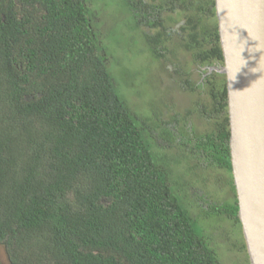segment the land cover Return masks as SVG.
<instances>
[{
  "label": "trees",
  "instance_id": "obj_1",
  "mask_svg": "<svg viewBox=\"0 0 264 264\" xmlns=\"http://www.w3.org/2000/svg\"><path fill=\"white\" fill-rule=\"evenodd\" d=\"M120 1L138 33L150 28L139 34L152 59L182 49L203 69L193 82L184 72L185 83L204 96L199 115L212 129L195 134L188 120L171 127L132 112L117 92L87 0H0V245L7 264H222L202 223L224 218L241 233L225 79L208 73L223 64L214 0ZM184 162L191 174L222 172L231 200H206L201 219L191 215L186 184L172 177Z\"/></svg>",
  "mask_w": 264,
  "mask_h": 264
},
{
  "label": "rangeland",
  "instance_id": "obj_2",
  "mask_svg": "<svg viewBox=\"0 0 264 264\" xmlns=\"http://www.w3.org/2000/svg\"><path fill=\"white\" fill-rule=\"evenodd\" d=\"M87 4L93 12L94 31L100 46L108 52L107 67L117 92L132 112L141 117L152 116L170 123L171 127L185 128L183 120H188L187 126L195 134L210 131L212 126L199 115L200 107L205 104L204 96L196 90L190 91L185 83L184 72L192 75L193 82L200 79L199 72L203 69L197 72L182 49L174 55L166 53L162 59H152L140 36L150 32V28L139 26V34L134 18L127 14L122 1L87 0ZM171 117L176 120L171 122ZM187 166L184 162L174 167L172 177L175 175L186 184L184 197L191 205V215L200 218L206 200L213 204L231 200V193L222 184V172L209 169L195 171L194 175L187 171ZM201 197L205 198L200 200ZM224 220L213 217L210 222L202 223L214 239L218 259L222 264H246V253L240 248L241 233ZM0 264H7L1 245Z\"/></svg>",
  "mask_w": 264,
  "mask_h": 264
},
{
  "label": "water",
  "instance_id": "obj_3",
  "mask_svg": "<svg viewBox=\"0 0 264 264\" xmlns=\"http://www.w3.org/2000/svg\"><path fill=\"white\" fill-rule=\"evenodd\" d=\"M231 172L249 264H264V0H214Z\"/></svg>",
  "mask_w": 264,
  "mask_h": 264
},
{
  "label": "flooded vegetation",
  "instance_id": "obj_4",
  "mask_svg": "<svg viewBox=\"0 0 264 264\" xmlns=\"http://www.w3.org/2000/svg\"><path fill=\"white\" fill-rule=\"evenodd\" d=\"M135 1H136V0H135ZM163 19H165L164 16H163ZM153 30H154V29H153Z\"/></svg>",
  "mask_w": 264,
  "mask_h": 264
}]
</instances>
